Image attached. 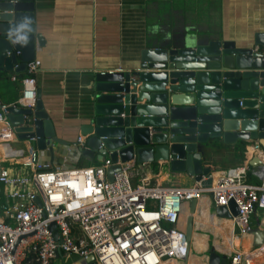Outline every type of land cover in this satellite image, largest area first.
<instances>
[{
	"label": "water",
	"instance_id": "water-1",
	"mask_svg": "<svg viewBox=\"0 0 264 264\" xmlns=\"http://www.w3.org/2000/svg\"><path fill=\"white\" fill-rule=\"evenodd\" d=\"M24 17L32 21V32L22 46L13 43L7 33ZM34 19V0H0V78L6 73H24L27 63L35 60L37 47L44 46ZM7 118L15 138L48 152L51 165L55 146H68L58 138L40 92L35 108L12 104ZM81 135L83 144H75L81 157L111 161L109 182L121 172L122 164H161L169 173L188 176L210 189L213 170L204 163L205 151L239 142L258 143L264 149V33L256 35L253 47L217 40L182 50H144L136 68L97 72L92 111ZM248 166L258 168L264 179L260 158L254 157ZM205 199L217 219L233 220L239 214L233 201L228 207H217L211 193L203 194L201 200ZM36 203L42 206L39 199ZM201 207L196 200L185 203L174 226L185 234L189 253L195 214ZM182 220L184 228L180 227ZM50 229L57 240L56 225ZM253 234L260 246V231ZM93 261L91 257L87 262ZM207 264H228V257L211 247Z\"/></svg>",
	"mask_w": 264,
	"mask_h": 264
},
{
	"label": "crops",
	"instance_id": "crops-1",
	"mask_svg": "<svg viewBox=\"0 0 264 264\" xmlns=\"http://www.w3.org/2000/svg\"><path fill=\"white\" fill-rule=\"evenodd\" d=\"M34 16L36 33L44 41L34 60L41 62L37 93L58 138L68 143L55 146L54 166L65 168L100 164L81 157L75 145L84 138L81 128L92 111L97 72L136 68L144 50H182L217 40L253 47L256 35L264 33V0H34ZM24 75L12 72L0 78L2 105L21 99L23 88L12 78ZM242 144L205 151V165L215 174L244 168L249 185L264 186L259 169L248 166L254 157L264 162V149L254 151V143H246L249 152L245 151L243 160ZM32 151H38L34 143L0 142V162L11 173L29 175L30 170L21 164ZM40 161L51 164L50 154L40 152ZM149 175L169 187L194 184L190 177L173 175L161 164L151 165ZM198 202L206 208V221L195 219L189 256L179 264H207L211 247L228 259L239 251L246 256V264H264V212L258 210L252 219L253 232L261 233L257 246L253 232L240 235L233 220L213 216L209 200ZM180 227H185L184 220ZM231 236L234 245L226 246ZM52 264L91 263L59 255Z\"/></svg>",
	"mask_w": 264,
	"mask_h": 264
},
{
	"label": "built area",
	"instance_id": "built-area-1",
	"mask_svg": "<svg viewBox=\"0 0 264 264\" xmlns=\"http://www.w3.org/2000/svg\"><path fill=\"white\" fill-rule=\"evenodd\" d=\"M40 68L41 62L32 61L24 76L12 78L23 88L17 105L24 109L36 106ZM9 106L0 109L2 143L16 139ZM253 149L261 147L255 143ZM21 166L30 174L11 173L0 162V264H52L59 255L86 262L93 257L91 264H172L189 256L185 234L174 228L185 203L199 201L205 193L213 195L217 207L233 201L240 235L252 234V219L258 210L264 212V186L249 185L241 167L217 178L213 173L212 187L203 189L195 182L185 187L153 183L151 165L136 163L122 164L109 182V159L95 167L65 168L42 163L40 152L32 151ZM245 257L233 252L228 264H246Z\"/></svg>",
	"mask_w": 264,
	"mask_h": 264
},
{
	"label": "clouds",
	"instance_id": "clouds-1",
	"mask_svg": "<svg viewBox=\"0 0 264 264\" xmlns=\"http://www.w3.org/2000/svg\"><path fill=\"white\" fill-rule=\"evenodd\" d=\"M31 32L32 21L30 18L24 17L14 25L10 26L7 35L13 43L23 46L28 43Z\"/></svg>",
	"mask_w": 264,
	"mask_h": 264
},
{
	"label": "bare ground",
	"instance_id": "bare-ground-1",
	"mask_svg": "<svg viewBox=\"0 0 264 264\" xmlns=\"http://www.w3.org/2000/svg\"><path fill=\"white\" fill-rule=\"evenodd\" d=\"M218 177V174L216 175V178ZM202 208V209H201ZM199 208L198 210V213L195 214V218L197 220H200L201 222H204L206 221V218H205V214H206V208L205 206L202 205V207ZM201 210V211H200ZM234 245V239L232 238V236L227 240L226 242V246H230L232 247ZM174 264V263H172Z\"/></svg>",
	"mask_w": 264,
	"mask_h": 264
},
{
	"label": "trees",
	"instance_id": "trees-1",
	"mask_svg": "<svg viewBox=\"0 0 264 264\" xmlns=\"http://www.w3.org/2000/svg\"><path fill=\"white\" fill-rule=\"evenodd\" d=\"M242 146H243V149H242L241 158L244 160L245 159V151H246V148H245V144H242Z\"/></svg>",
	"mask_w": 264,
	"mask_h": 264
},
{
	"label": "rangeland",
	"instance_id": "rangeland-1",
	"mask_svg": "<svg viewBox=\"0 0 264 264\" xmlns=\"http://www.w3.org/2000/svg\"><path fill=\"white\" fill-rule=\"evenodd\" d=\"M224 172H225V171H224ZM152 182H153V183H157V182H159V181H155V180H153ZM190 185H191V184L189 183V186H190Z\"/></svg>",
	"mask_w": 264,
	"mask_h": 264
}]
</instances>
